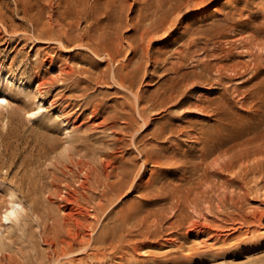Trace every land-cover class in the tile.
<instances>
[{
	"label": "bare ground",
	"instance_id": "1",
	"mask_svg": "<svg viewBox=\"0 0 264 264\" xmlns=\"http://www.w3.org/2000/svg\"><path fill=\"white\" fill-rule=\"evenodd\" d=\"M95 1L106 7L102 15L90 11L89 0H73L70 4L73 17L77 16V20L70 18V43L78 40L75 45L88 50L89 55L82 60L90 65L82 69L70 66V79L84 90L82 95L89 96L87 90L107 83L113 84V93L126 97V102L110 105L112 112L107 115H104L107 106L102 102L86 100L84 104L89 110L90 123L113 133L112 138L104 141V146L91 147L92 153H100L93 163L84 159L85 154L75 159L70 150L64 159L57 158L46 186L43 185L45 175L42 176L35 165L53 153L56 145L30 133L14 134L19 141L16 145L5 141L3 136L0 153L8 159L7 169L17 162L20 154L24 155L18 164L20 170L6 191L9 197L8 206L2 211L3 219L18 220L21 211L27 210L26 205L29 212H25L23 219L44 208L46 220L42 234L49 250L62 258L70 257L75 249L88 250L87 256L98 264H128L144 255L150 259L161 255L175 257L188 240L192 247L202 242H211V246L212 241L235 229V225L223 226V231L228 230V233H220L217 226L214 230L215 227L193 215L199 201L218 191L213 177H222L237 167L241 171L238 180L242 183L256 175V187L264 181V54L254 52L259 42L264 46V5L250 9L247 3L230 6L222 19L229 30L227 35L237 31L231 39L224 38L225 26L213 19L212 12L197 21L193 19L196 23L186 25L182 32L186 37L172 49L174 59L169 60L162 56L164 47H154V41L167 37L189 13H197L218 0H134L137 12L129 23L134 32L127 39L121 33L126 15L124 5L117 0ZM255 13L262 22H252ZM207 17L213 19L209 24L205 23ZM82 19L88 21L87 26L78 31L77 39L73 38L72 32L79 30ZM59 41L63 43L61 37ZM239 46L246 49L245 54H235L234 49ZM92 56L99 57L98 62L95 63ZM63 71L68 73L67 69ZM249 73L252 76L240 80V84H228ZM143 82L149 86L147 89L141 88ZM197 86L207 92L193 93ZM240 86L246 88L240 91ZM236 95L240 96L234 100ZM3 101H6V93L0 94V106ZM231 103L237 113L252 110L259 116L258 125L250 131V136L236 144L230 142ZM182 107L190 108L189 112L171 115L172 108ZM158 109L166 111L168 117L164 124L153 127L155 122L151 116ZM37 112L31 110L30 113ZM194 115L203 116L206 122L196 126L198 120L193 119ZM183 137L193 143L191 148L181 147ZM88 144L82 147L89 149ZM147 172L149 176L144 179ZM241 182L238 184L242 185ZM241 191L245 199L249 189ZM129 193L134 196L122 201ZM84 200L92 202L90 208L94 212L88 210ZM229 200L228 209H231L237 203L232 197ZM48 220L50 222L46 223ZM163 248L165 252L154 251Z\"/></svg>",
	"mask_w": 264,
	"mask_h": 264
},
{
	"label": "rangeland",
	"instance_id": "2",
	"mask_svg": "<svg viewBox=\"0 0 264 264\" xmlns=\"http://www.w3.org/2000/svg\"><path fill=\"white\" fill-rule=\"evenodd\" d=\"M72 1L73 0H0V92L6 93V101H3L2 105L0 106V140L4 136L3 138L5 141L16 145L19 141L13 136L14 134L30 133L32 136H35L38 139L42 140L44 138L45 141L47 140V142L55 144L56 150L53 153L47 155L45 158H41L35 165L37 166L39 172H42V176L45 175V178L43 179V185L46 186L48 185L47 183L50 179L49 172L54 169L53 163L57 158L64 159L63 156L70 150V153L73 155V157H75V159L79 158L81 154H85L86 156L84 159L93 163L97 161V156L100 153L97 151L92 153L91 147L94 148L97 146H104V141L112 138L113 133L110 131L104 132L102 128H96L90 123L88 118L89 110L86 109L87 105H84L86 100H92L93 103L102 102L103 105H106L107 107L104 115L112 112V108L109 107L110 105L118 106L120 103L126 102V97H124L121 93H113V84H108L110 87H107V83L94 85L92 88L87 90L89 96H86L82 95L84 90L81 89L78 84L74 85L71 82L70 66L75 69L90 67L87 62L82 60V58L89 55L87 54L89 53L88 50L86 48L83 49V47L79 48L80 46H76L75 44L79 42L78 40L70 43V18L77 20V16L74 15L73 17L72 12L70 11V4ZM89 1L90 11L100 13V15L103 14L102 12L106 11L104 4L96 3L95 0ZM231 1L232 0H218V3H213L205 9H201L197 13H189L190 16L185 18L182 24H178L173 32H171L167 37H164L165 39L163 37L156 39L154 41V47H164L163 51L165 52H163L164 54L162 56H167L169 60H173L174 58L171 57L172 49L185 39L186 36H184L182 32L184 28H186V25L188 23H196V21L200 19L199 17H204L207 13L211 12L213 19H217L225 26L223 31V35L225 36L224 38L231 39L237 34V31H232L230 35H227L229 30L225 20L222 19L224 13L230 9V6L235 5L236 3H240L241 5L247 3L248 8L250 9L255 8L257 5H264V0ZM126 2H128V4ZM117 3L123 4L126 8V15H124V17L128 22L125 21V18H123L124 24L122 26L121 33L124 38L127 39L134 32L132 27L130 28L131 25H129V23L131 22V17L136 15L137 5H135L134 0H117ZM254 15L255 18L252 21L253 23L262 22L261 17H258V13H255ZM208 18L209 17H207L205 20V23L207 24L213 20H209ZM193 19H196V21ZM32 23H34V25ZM87 23L88 21L86 19L80 20L78 25L79 30H74L72 32L73 38H78V33L82 30H85ZM250 24L252 23L250 22ZM262 26L264 27V22ZM246 32L248 31H245L244 34H247ZM60 37L63 39L62 44L59 43ZM224 42L225 41L222 42V45ZM260 43L261 42L254 46V52L256 51V53L264 54V46ZM70 48L72 49L70 50ZM234 52L237 55L245 54L246 49L239 46L234 49ZM93 58L95 59V63L98 62L99 57L94 56ZM62 69H67L68 73ZM160 72H162V69ZM251 76L252 74L249 73L243 78L231 80L228 84L230 86L236 83L240 84V80H243L247 77L250 78ZM145 83L146 82H143V84H141V88L143 90L149 87ZM156 84L157 82L153 85V87H155ZM82 85L83 84H81V86ZM245 88L246 87L244 86H240V91H243ZM196 92L203 93L207 92V90L204 88L200 90L197 86L196 88H193V93ZM239 96L240 95L234 96V100L239 98ZM230 106V112H232L233 117L232 124L230 126V142L231 144H236L243 138L250 136V131H252L258 125L257 122L259 116L255 115V112L252 110L249 111V113H237L235 112L237 109L233 108L232 103ZM188 109L190 110V108L187 107L172 108L174 111L171 113V115H177L179 113L187 114L189 112ZM31 110L38 112L35 115H32L30 113ZM160 111L161 109L156 110V113L152 114L151 116L154 118L153 121L155 122L153 127H159L160 125L164 124L165 118L168 117L166 111ZM85 119H87L86 122ZM193 119L198 120V123H195L196 126L200 123L206 122L203 116L200 117L194 115ZM46 128L49 130H46ZM86 143H89V149H84L82 147V145ZM20 146L22 147L23 143H20ZM192 146L193 143L190 140L186 139L185 137L182 138L181 147L187 149L191 148ZM79 147H82V149L79 150ZM23 158L24 155L20 154L19 158L16 160L17 162L14 163L10 169H7L5 164L8 163V159L0 153V224L3 225L0 227V264H54V262H57L56 264H98L95 259L87 256L88 250L83 251L81 249H75L71 253L72 255H70V257L69 255H65L63 256L64 258H62L61 255L59 256L53 254V252L49 250L44 242V235L42 234L43 222L46 220V210L44 208H40L36 213H30L28 217L23 219L25 212H29L28 205H26L27 210L21 211L22 213L19 215L18 220L5 221L3 219L2 213L8 206L7 200L9 197L6 194V191L11 185V181L14 180L13 177L15 176L16 172L20 170L18 169V164ZM148 167L151 168L152 166L149 165ZM239 173H241V171L239 172V168L236 167L232 172L227 173L229 176L225 172L222 177H213L217 182L216 186L218 187L219 192H215L213 196L210 195L211 197L207 195L203 198L204 200L199 201V203H202L197 204L198 207H195L196 209H194L193 213L196 218L202 219V222L208 224L212 228L215 227L214 230L218 227L216 230H220V233L228 231H223V226L226 227L227 225H235V229L231 230L233 232L229 231V234L225 233V235H222L217 240L212 241L214 243H212L211 246V242H208L207 244L202 242L199 244V246L195 245L192 247V243L188 240L185 243V247L179 251L180 253L178 252L175 257L161 255L154 259H150L144 255L127 263L264 264V181L260 182L258 187H256V175V177L251 176L246 183H242L240 180H238L240 177ZM148 176L149 172L144 175V179H147ZM224 177H226L227 180H225ZM229 177L231 181L229 180ZM240 182L242 185L245 184V187L238 184ZM259 185H262L263 188H261ZM246 187L249 189V192L246 193L248 195H245V199H247V196H249L250 198L248 197L249 199H247L249 202L247 200L245 202L241 191L242 189H246ZM224 188L227 189H225V196ZM227 191H230V193ZM258 194L260 196H258ZM233 195H235L237 198L239 196V198L237 199ZM133 196L134 193L126 194V196L122 197V201L126 202ZM222 196L223 199L221 198ZM231 197L234 199V201H236L237 204L236 206L231 207V209H228L230 208V203H228V200ZM220 199L223 205H221ZM225 199H227L226 202L224 201ZM83 202L88 206V210L90 212H94L91 210L92 202L90 203L89 200H84ZM208 202L210 204L213 202L211 204L213 207L208 206ZM214 206L220 207L215 208ZM257 213L262 214L258 215ZM203 219H205V221H203ZM240 220H242L241 223L239 222ZM47 222H50V220L46 221V223ZM254 222H257V224ZM238 225L240 227H238ZM223 236L225 237L226 241ZM202 245L204 247H202ZM2 247L4 249H2ZM154 251L165 252L166 248L154 249ZM22 252L25 255L22 254ZM8 256H10V260L8 259ZM155 259L157 261H155Z\"/></svg>",
	"mask_w": 264,
	"mask_h": 264
}]
</instances>
